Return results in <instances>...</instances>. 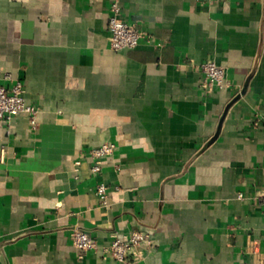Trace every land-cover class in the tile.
<instances>
[{
  "label": "crops",
  "instance_id": "0c3cea01",
  "mask_svg": "<svg viewBox=\"0 0 264 264\" xmlns=\"http://www.w3.org/2000/svg\"><path fill=\"white\" fill-rule=\"evenodd\" d=\"M111 2L0 0V82L39 108L36 129L0 121V264H122L75 229L150 231L132 264H264V0H120L146 34L120 51ZM206 60L229 87L202 89ZM106 141L105 208L87 152Z\"/></svg>",
  "mask_w": 264,
  "mask_h": 264
},
{
  "label": "built area",
  "instance_id": "2783aa9c",
  "mask_svg": "<svg viewBox=\"0 0 264 264\" xmlns=\"http://www.w3.org/2000/svg\"><path fill=\"white\" fill-rule=\"evenodd\" d=\"M108 28L110 31V48L114 51L135 48L146 37L143 30L131 23L122 12L120 0H112ZM202 72L201 87L206 93L231 85L227 78L224 65L215 60H206L199 65ZM8 85L0 82V121L9 122L18 114H26L33 129L38 125L39 108L26 101L25 87L20 79H14L11 74H5ZM117 144L106 141L90 148L87 152L91 159V172L97 178L96 195L101 207L110 205V185L104 179V168L108 160H113ZM80 164V160H77ZM113 166L120 169L118 163L113 161ZM150 231L132 229L127 233L114 234L107 246H101L98 239L88 232L75 229L71 234L73 245L81 252L97 251L102 249L105 254L116 259L122 264H132L143 257V249H152L154 242ZM264 243V238L262 239ZM2 244L0 240V253Z\"/></svg>",
  "mask_w": 264,
  "mask_h": 264
}]
</instances>
